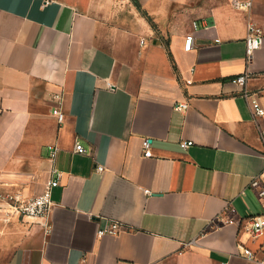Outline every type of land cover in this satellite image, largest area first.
Segmentation results:
<instances>
[{
  "label": "crops",
  "instance_id": "0c3cea01",
  "mask_svg": "<svg viewBox=\"0 0 264 264\" xmlns=\"http://www.w3.org/2000/svg\"><path fill=\"white\" fill-rule=\"evenodd\" d=\"M238 1L140 0L153 25L133 0H0V264L264 260L249 220L264 114L243 93L264 107V0ZM251 23L263 37L249 61ZM53 166L47 230L9 195L38 194ZM229 202L237 222L217 224ZM113 220L122 231L98 233Z\"/></svg>",
  "mask_w": 264,
  "mask_h": 264
},
{
  "label": "built area",
  "instance_id": "2783aa9c",
  "mask_svg": "<svg viewBox=\"0 0 264 264\" xmlns=\"http://www.w3.org/2000/svg\"><path fill=\"white\" fill-rule=\"evenodd\" d=\"M251 0L246 1H238L236 5L242 8H250ZM194 26L197 25L196 21L193 22ZM263 37V29L255 23H251L248 28L247 36H246V53L248 60L251 61L253 58L254 51L259 48L262 44ZM193 34H188L186 36V44L185 49H190L193 46ZM249 77L248 72L239 74L233 80L239 83H245L247 78ZM244 95L247 99L251 101V105L256 116L264 114V107L261 105L259 100L255 97L253 93H250L248 90H244ZM188 106L187 101L177 102L175 104V108L178 110H185ZM53 112L58 116L59 121H63L65 118V112L61 108L60 105L56 106L53 109ZM193 143L191 139H183L181 140V146L183 148H187ZM151 143L150 138L146 137L143 139V149L144 154L147 156L152 155L150 149ZM57 147L55 146L51 156L55 157L57 153ZM75 150L81 153H85L87 151L86 147L80 140H76L75 142ZM98 170H103V165L97 166ZM52 172H54V176L52 175L48 178L44 184L43 189L36 195L29 198H21L19 196L9 195V199L15 200L13 203L14 209L19 211L24 217H29L33 219H38L47 230H50L51 224V210H52V190L55 186H57L60 182L61 170L56 166H53ZM250 186L259 198L262 203L263 211L261 213L253 214L249 216L251 230L253 234L259 235L264 230V168L255 174L250 182ZM149 192V190H146ZM236 212L235 207L232 203L226 207V212L219 213L214 221L218 223H234L237 222V219L234 217ZM231 214V215H230ZM124 228L123 222L119 220H113L108 226L101 227L98 230L99 234H118ZM244 254L249 258H254V252L249 249H244ZM222 264H227V262H222ZM259 264H264V260L260 261Z\"/></svg>",
  "mask_w": 264,
  "mask_h": 264
},
{
  "label": "trees",
  "instance_id": "16d2710c",
  "mask_svg": "<svg viewBox=\"0 0 264 264\" xmlns=\"http://www.w3.org/2000/svg\"><path fill=\"white\" fill-rule=\"evenodd\" d=\"M133 2L137 5V7L147 16V18L153 23L152 18L149 16V14L142 8V5L140 3V0H133ZM154 24V23H153ZM166 44H168L166 42Z\"/></svg>",
  "mask_w": 264,
  "mask_h": 264
},
{
  "label": "rangeland",
  "instance_id": "374dc122",
  "mask_svg": "<svg viewBox=\"0 0 264 264\" xmlns=\"http://www.w3.org/2000/svg\"><path fill=\"white\" fill-rule=\"evenodd\" d=\"M143 13V12H142ZM153 21V20H152ZM151 22V21H150ZM154 22V21H153ZM152 23V22H151ZM153 24V23H152ZM154 25V24H153Z\"/></svg>",
  "mask_w": 264,
  "mask_h": 264
}]
</instances>
